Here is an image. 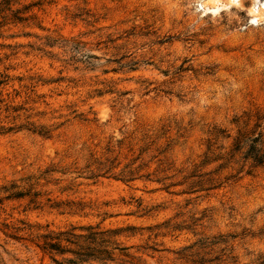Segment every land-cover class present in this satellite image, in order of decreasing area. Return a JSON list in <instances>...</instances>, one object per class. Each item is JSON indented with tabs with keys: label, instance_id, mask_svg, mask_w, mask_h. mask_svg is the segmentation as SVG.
I'll use <instances>...</instances> for the list:
<instances>
[{
	"label": "rangeland",
	"instance_id": "rangeland-1",
	"mask_svg": "<svg viewBox=\"0 0 264 264\" xmlns=\"http://www.w3.org/2000/svg\"><path fill=\"white\" fill-rule=\"evenodd\" d=\"M5 1L0 264H264V0Z\"/></svg>",
	"mask_w": 264,
	"mask_h": 264
},
{
	"label": "trees",
	"instance_id": "trees-1",
	"mask_svg": "<svg viewBox=\"0 0 264 264\" xmlns=\"http://www.w3.org/2000/svg\"><path fill=\"white\" fill-rule=\"evenodd\" d=\"M8 1L9 0L5 1V3H8ZM256 140L257 137L252 138L253 142ZM250 150H251L250 158L253 160V162L262 163L264 161V150L255 147L251 148ZM60 235L63 236V238L61 239L65 240L66 242H70L74 244L76 243L75 244L76 250H68L63 248L59 244ZM105 235H108V233H106L105 231L88 232L87 234L82 235L83 242L77 243L78 240H76V238L79 236H76L69 231H63V232H59L55 237L44 236V238L46 237L47 240H44L42 242L41 248L42 250L47 251L50 254L53 253L54 255L70 252L75 256V259L78 262L96 260V261H101L103 263L104 261L111 259V254H112L111 250L117 248V247H112L111 249L107 248L108 243H112L116 245V242H112L108 238H104ZM74 238H75L74 241L70 240ZM201 261H199V263L203 264V262Z\"/></svg>",
	"mask_w": 264,
	"mask_h": 264
},
{
	"label": "bare ground",
	"instance_id": "bare-ground-1",
	"mask_svg": "<svg viewBox=\"0 0 264 264\" xmlns=\"http://www.w3.org/2000/svg\"><path fill=\"white\" fill-rule=\"evenodd\" d=\"M224 1H225V0H224ZM227 1L229 2L230 0H227ZM257 14H260V15L264 14V10H263L262 12H260V13H255V11H254V12H252L253 19H255V18H256Z\"/></svg>",
	"mask_w": 264,
	"mask_h": 264
}]
</instances>
